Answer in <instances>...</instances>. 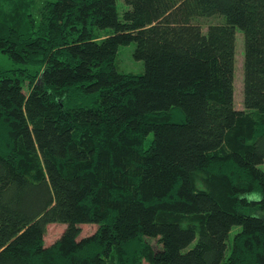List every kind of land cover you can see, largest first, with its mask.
<instances>
[{
    "label": "trees",
    "instance_id": "trees-1",
    "mask_svg": "<svg viewBox=\"0 0 264 264\" xmlns=\"http://www.w3.org/2000/svg\"><path fill=\"white\" fill-rule=\"evenodd\" d=\"M116 2L0 0V264H264V0Z\"/></svg>",
    "mask_w": 264,
    "mask_h": 264
},
{
    "label": "rangeland",
    "instance_id": "rangeland-1",
    "mask_svg": "<svg viewBox=\"0 0 264 264\" xmlns=\"http://www.w3.org/2000/svg\"><path fill=\"white\" fill-rule=\"evenodd\" d=\"M29 2V9L27 13H30L36 21H39L41 7L47 0H23ZM119 16L123 10L127 9L128 6L124 3V0H117L116 2ZM216 22L215 19H199L198 23L204 28H206L208 23ZM104 33H100L103 35ZM135 48L134 43L128 45H122L118 48L117 54L115 57V67L116 70L120 73H131V74H142L144 70L143 62L135 60L132 57L133 50ZM243 46H242V34L239 30L236 31V41H235V66H234V75H233V94H234V106L238 111H245L243 107V97H242V84H243ZM0 66L4 68H9L11 62L7 57L0 53ZM74 105V103H73ZM76 106V104L74 105ZM260 168L264 171V162L260 165ZM200 187H203L201 183H198ZM80 229L79 239L92 235L96 229V224H80L78 225ZM65 225L60 223H50L46 226V232L44 234V244L49 246L54 243L62 234ZM240 230V227L234 226L230 233L229 239L231 240L235 233ZM144 242L149 246L153 251H157L161 248L158 238H146ZM146 253L148 251L141 249L138 256V264H146ZM111 264V263H110Z\"/></svg>",
    "mask_w": 264,
    "mask_h": 264
}]
</instances>
